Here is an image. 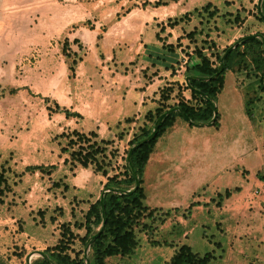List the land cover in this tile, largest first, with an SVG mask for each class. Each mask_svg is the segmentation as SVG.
<instances>
[{
  "label": "rangeland",
  "instance_id": "1",
  "mask_svg": "<svg viewBox=\"0 0 264 264\" xmlns=\"http://www.w3.org/2000/svg\"><path fill=\"white\" fill-rule=\"evenodd\" d=\"M156 1L0 0V169L3 164L9 180L7 187L0 188V260L27 264L28 253H32V261L41 255L36 250L43 251L62 239L63 223L75 234L69 253L84 252L79 238L86 229L78 224L85 221L90 203L103 190L108 191L104 188L107 178L102 171H95L94 165L76 164L70 154L76 145H67L62 133L75 128L95 130L100 138L111 140L106 148L112 155L108 175L124 170L129 141L144 127L153 130L156 120L150 119L148 112L155 113L160 89L171 81L155 91L156 106L142 114L133 108L128 119L107 124L85 117L108 105L114 112L122 103L140 101L144 83L153 75L140 67L139 37L145 21L157 26V40L165 49L164 45L172 44V51L178 52L179 59L171 68L181 89L186 83V61L194 55L195 47H203L208 55H222L225 47L240 37L264 32L256 16L258 0ZM192 30L195 34L188 37ZM75 38L77 42H73ZM63 47L77 50L81 58L74 74ZM256 81L250 65L228 71L219 99L241 98L246 102L256 93ZM175 88L171 103L177 102L180 94L189 97V90ZM56 103L80 116L57 112ZM250 124L264 162L263 108L256 109ZM63 147L66 150L62 151ZM220 148L223 154L216 151L214 142L204 159L192 157L188 162H202L196 165L202 164L201 174L207 175L206 182L191 193L186 192V186L168 181L181 179L187 166L168 157L159 162L154 150L144 169L142 186L144 203L155 212L146 220L141 218L136 227L135 252L109 257L107 264H166L183 244L201 255L212 253L211 264H264V181L257 175L264 172V164L250 174L243 157L235 166L224 147ZM51 164L55 168H49ZM27 165L44 168L28 171ZM174 165L177 172L172 170ZM78 176L87 179L84 188H65L64 183ZM259 187L262 191L256 193ZM226 189L230 190L228 196ZM89 251L90 247L88 257Z\"/></svg>",
  "mask_w": 264,
  "mask_h": 264
},
{
  "label": "trees",
  "instance_id": "2",
  "mask_svg": "<svg viewBox=\"0 0 264 264\" xmlns=\"http://www.w3.org/2000/svg\"><path fill=\"white\" fill-rule=\"evenodd\" d=\"M176 1V0H174ZM166 2L156 1V4ZM262 12L264 14V0L261 3ZM256 16L259 23L264 25V19L257 10ZM196 30L190 31L187 36L192 37ZM253 37L242 40L238 39L239 43L226 55L223 62V69L215 76L213 75L218 70V60L221 56L220 53H211L208 55L203 47H195L193 54L188 57L185 65V75L190 76L184 87L181 89L179 80H173L171 83L164 85L160 89V95L157 99L158 105L155 113L148 112V117L154 118L155 121L158 116L173 108L179 107L184 111L193 121L206 122L213 116V108L209 102V98L215 102L218 95L222 92L226 74L228 71L236 72L243 65L252 66L255 74L257 75V89L256 93L244 102V111L249 119L252 121L255 116L256 109L263 108L264 110V49L263 42L260 35L264 37V32L257 31ZM182 38V37H180ZM77 42V39H73ZM167 49L173 50L172 44L164 45ZM228 48V47H225ZM63 53L68 60L71 73L75 72V65L81 59L78 58L77 50H66L64 47ZM214 56V59L212 58ZM205 77V78H201ZM175 85L178 91L182 92L184 89L189 90V97L180 94L179 100L171 103L172 94L175 91ZM178 92V93H179ZM57 112H64L66 116H80L76 111H70L65 107H61L56 103L55 107ZM219 114L215 119L213 125H219ZM182 119L189 123L182 115L176 111L167 113L161 120L159 129L155 137L137 146L132 151V166L137 171L140 177L139 186L131 193H118L113 190L106 191L104 194V204L106 212V221L103 230L93 240L90 246L89 259L90 264H107V259L112 256H129L135 252L138 239L136 234V227L140 225L141 218L148 219L153 216L155 209L148 208L145 203V190L142 186V176L144 169L149 160L150 155L155 150V145L160 136L170 130L176 122ZM152 128H143L142 132L135 135L130 141L129 146L135 142L148 136ZM67 138V145L74 146L70 152L71 157L76 164L80 167H88L94 165L95 171H102V175L107 178L104 188L108 187L119 188L122 191L131 189L135 184V177L128 164L125 165L124 170L115 173L112 176L108 175V166L111 164L112 155L106 152L107 145L111 140H105L99 137L95 130L85 131L83 129H72L67 133H62ZM66 150V147L62 148ZM129 148L126 153L128 154ZM127 159V158H126ZM56 165L51 164L49 168H55ZM0 169V188L8 186V176L2 164ZM43 165H27L25 170L35 171L43 169ZM258 178L264 181V172L257 173ZM65 188L70 186L69 183H64ZM2 190V189H1ZM238 189H234L237 191ZM230 190H225V195L228 196ZM0 201H2L0 197ZM102 213L100 208V197L91 202L86 215L85 221L80 222V228L85 227L86 232L80 236V241L83 245L86 241L94 235L101 227ZM62 239L54 246L47 247L43 250L49 259L42 255L33 259L31 264H86L83 250H78L74 255L69 253L71 243L74 242L75 234L70 229L68 223L62 224ZM82 252V253H81ZM212 253H205L201 255L193 251L192 247L188 244H183L176 252L173 253L171 258L166 261V264H211L210 259ZM51 261V262H50ZM0 264H9L5 260H0Z\"/></svg>",
  "mask_w": 264,
  "mask_h": 264
},
{
  "label": "crops",
  "instance_id": "3",
  "mask_svg": "<svg viewBox=\"0 0 264 264\" xmlns=\"http://www.w3.org/2000/svg\"><path fill=\"white\" fill-rule=\"evenodd\" d=\"M155 27L157 26L150 22V20L145 21L144 28L139 37V42L142 48L140 50L142 51L140 61L142 65L140 67L146 72V74L153 72V75L148 78L151 79V81H148L147 84L144 83L145 88L142 89L140 101L122 103L118 107L119 111L117 113L116 110L118 108H115L114 112L112 109L108 110L110 105L104 108L103 111L96 110L92 113L90 111L87 115L88 117H85V120L88 119L89 121H97L100 123H102L101 121H104L107 124L109 121H121L122 118H125V120L128 119L129 115L133 112V108H136L142 114L143 110L147 111L156 106L157 94L155 95V91L165 82L172 81L174 77H177L175 74V76H172L173 72L171 67L175 61L179 59V55L177 51H168L163 47L162 43H159L156 35L158 31H156ZM170 30L172 29H168L167 31L170 32ZM179 75L180 74H178V76ZM142 78H145L144 75ZM220 94L217 99H219ZM239 99H219L214 102L220 117L219 125L217 127L213 124L195 125L178 120L170 130L158 139L154 154L159 158V162H162L165 157H168L170 161L173 160L178 162L181 160L185 167L187 166V171L182 174L183 177H181V179L180 177L171 178V180H168L170 184H182L183 186H186V192L188 193L195 191L198 187L204 184L207 175L201 174V166L203 165H196L202 162H197L196 164L188 162L190 160L192 161V157H196L198 161L202 158L204 159L206 154L212 150L214 142L217 146L216 151L221 153L222 148H220V145L223 146L224 153L228 155L231 162H235V166L238 165L239 159L243 157V161L248 165L247 168L250 170V174L257 173L258 169L264 164L262 161V151L260 150V147L256 146L254 143L252 126L246 113L245 116L242 113V110L244 111V103L241 98ZM141 114L139 116H141ZM209 126H212L213 129H199L203 127L209 128ZM105 129H107V127ZM105 129L104 131H106ZM240 136L242 141L240 140ZM242 137H245V140ZM249 138L251 140L250 142ZM176 143H179V145H176ZM173 154H177L178 156L173 158ZM221 154H223V152ZM180 169L181 167H179V170ZM172 170L174 172L177 170L175 165L172 167ZM78 172L79 170L77 173ZM90 172H92V175L94 176L95 173L92 170ZM167 176H169L168 172ZM168 178L170 179V177ZM162 180L163 179H160L159 182ZM220 180L221 183L224 182L222 177H220ZM86 181L87 179L78 176L77 179H70L68 183L71 188L75 186L81 190L86 185Z\"/></svg>",
  "mask_w": 264,
  "mask_h": 264
},
{
  "label": "water",
  "instance_id": "4",
  "mask_svg": "<svg viewBox=\"0 0 264 264\" xmlns=\"http://www.w3.org/2000/svg\"><path fill=\"white\" fill-rule=\"evenodd\" d=\"M261 3H262V0H258V11L260 13V15L263 17L264 19V14L262 12V7H261ZM254 34H247L245 36H242V40H245V39H248L250 37H253ZM260 38L262 39V42H263V49H264V37L262 35H260ZM239 43V41H236L235 43H233L232 45H230L225 51L224 53L220 56L219 58V66H218V70L217 72L213 75V77H215L222 69H223V62H224V59L226 57V55ZM190 76H187L186 77V82L188 81ZM201 78H205V77H201ZM209 102L213 108V116L212 118L207 121V122H197V121H193L184 111H182L179 107H173L163 113H161L158 118L156 119L155 121V124H154V128L152 130V132L144 137L143 139L139 140L138 142H136L135 144L131 145L130 148H129V151H128V154H127V164L129 165V167L131 168L132 170V173L135 177V184L134 186L129 189V190H126V191H122L121 189L119 188H115V187H108V191L109 190H113L115 192H118V193H131L133 190H135L139 184H140V177L137 173V171L133 168L132 166V160H131V157H132V151L134 148H136L137 146L141 145L142 143L152 139L153 137H155V135L157 134L158 132V129H159V125H160V122L162 120V118L169 112L171 111H176L178 112L180 115H182L188 122L192 123V124H195V125H212L215 121V119L217 118V115H218V110H217V107L215 105V103L209 98ZM107 190H103L100 194V208H101V213H102V217H103V220H102V224H101V227L100 229L94 234L92 235L87 241H86V244H85V247H84V258H85V261H86V264H90V259L88 257V249L89 247L91 246V243L93 242V240L100 234V232L103 230L104 228V225H105V221H106V212H105V204H104V194ZM39 254H41L42 256H44L45 258L49 259L47 254L41 250H36ZM31 256H32V253H28L27 256H26V263L27 264H31ZM51 262V261H50ZM52 264V263H51Z\"/></svg>",
  "mask_w": 264,
  "mask_h": 264
},
{
  "label": "built area",
  "instance_id": "5",
  "mask_svg": "<svg viewBox=\"0 0 264 264\" xmlns=\"http://www.w3.org/2000/svg\"><path fill=\"white\" fill-rule=\"evenodd\" d=\"M262 191V188L259 187L258 189L255 190L256 193H260Z\"/></svg>",
  "mask_w": 264,
  "mask_h": 264
}]
</instances>
